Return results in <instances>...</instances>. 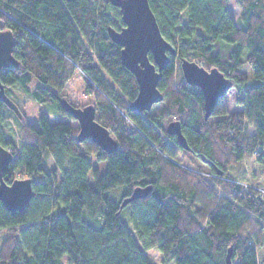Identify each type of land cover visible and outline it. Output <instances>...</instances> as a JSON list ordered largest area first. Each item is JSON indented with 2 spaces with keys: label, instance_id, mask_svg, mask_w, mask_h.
<instances>
[{
  "label": "trees",
  "instance_id": "trees-1",
  "mask_svg": "<svg viewBox=\"0 0 264 264\" xmlns=\"http://www.w3.org/2000/svg\"><path fill=\"white\" fill-rule=\"evenodd\" d=\"M230 1L149 0L177 53L159 81L163 105L153 116L129 108L138 83L109 37L110 27L125 26L109 0H0V31L15 34L19 63L1 73L6 91L17 87L41 105L55 104L57 117L74 119L60 100L80 108L74 85L83 79L97 121L119 145L108 154L91 140L78 142L79 128L68 122L42 113L32 124L0 101V145L14 155L3 179L11 184L18 170L35 191L23 212L0 203V232L9 233L0 241V264H155L151 249L162 264H226L230 247L232 264H257L264 185L253 178L245 188L244 181L248 160L264 172V0H239L237 20ZM183 59L221 71L242 109L231 111L222 97L206 120L202 91L184 79ZM9 117L20 124V144L9 135ZM172 120L212 177L178 164L184 150L165 132ZM148 185V197L121 209L136 187Z\"/></svg>",
  "mask_w": 264,
  "mask_h": 264
},
{
  "label": "water",
  "instance_id": "water-1",
  "mask_svg": "<svg viewBox=\"0 0 264 264\" xmlns=\"http://www.w3.org/2000/svg\"><path fill=\"white\" fill-rule=\"evenodd\" d=\"M109 2L121 10L125 25L120 31L110 27L109 37L121 47V63L135 76L138 83V94L129 108L137 113L150 112L154 105L163 102L164 97L158 89V84L164 70L171 62V57H176V49L162 35L149 0H109ZM15 45L16 36L12 30L0 31V101L22 119L23 115L19 107L7 96L5 86L1 82L3 70L19 65L13 55ZM150 55L153 61L150 60ZM180 68L186 82L201 89L205 119H209L218 100L226 97L233 87V82L217 68L207 70L195 61L183 59ZM60 104L79 123L78 142L91 140L108 154L118 151V142L109 130L97 121L94 105L74 108L62 99ZM165 132L169 136H176L179 145L185 151L193 153L183 134L180 121H169L165 126ZM201 160L208 162L204 156H201ZM13 161V153L0 145V203L15 214L26 210L35 191L31 178L16 179L11 184L4 181V174L8 172ZM152 189V185L136 187L131 196L123 200L121 209L135 200L148 197ZM225 262L232 264V247L227 251Z\"/></svg>",
  "mask_w": 264,
  "mask_h": 264
},
{
  "label": "rangeland",
  "instance_id": "rangeland-1",
  "mask_svg": "<svg viewBox=\"0 0 264 264\" xmlns=\"http://www.w3.org/2000/svg\"><path fill=\"white\" fill-rule=\"evenodd\" d=\"M238 1L239 0H231L230 1V7H229L230 12H231V16L235 20H237L239 17V10H238V4H237ZM246 71L247 72L249 71L250 73L252 72L250 69H246ZM74 91L78 94L79 102H80L79 103L80 108H83L87 105H93L95 103V101H96L95 96L86 94V82L83 79L79 80L74 85ZM6 94L19 105L21 113L23 115H25V119L32 124H38L39 123V116L42 113H44L48 117L50 122H56V121L68 122L71 126H73L75 128H79V123L77 120L71 119L69 116H59L58 115V117H57L54 113L55 109H56L55 104H53V105H41L36 100H34L31 97V95L23 93L17 87L10 88L8 91H6ZM243 95H244V93H242L241 96H243ZM226 98H227V101L229 103V107H230L231 111H238V110L242 109V107H240L236 104V100L238 98V91L236 88L232 87L229 90L228 94L226 95ZM162 105H163L162 102L157 104V105H154L152 110L148 113H151L153 116H155L161 110ZM123 115H124L125 121H126L125 124L130 129V127H132V125L134 126V124L127 118V116L124 113H123ZM167 123H166V125H167ZM7 125L9 128L8 132H9L10 137L12 139H14L17 143L20 144L21 140H22L21 136H20V124H18V122L16 121V119L14 117H11V118L9 117V118H7ZM252 133L253 132L251 129V134ZM80 148H81V150L84 149L83 146H81ZM184 151L183 152L180 151V153L178 154V160H179L178 164H180V166L185 167V168H189L190 170H192L194 172H199L202 175H205L207 177H212L209 174L208 169L206 168V165L203 162H201L191 152L185 153L187 151H185V152ZM245 163L247 164L250 176H249V178H247L244 181V184L245 183L246 184L251 183L253 178H255L261 184L264 185V172H262V169L254 163L253 159L248 160ZM99 166L101 169V173L102 174L105 173L106 169H107V164L105 162H102V163H99ZM54 169H55V167L51 161L48 165V170L53 171ZM15 174L17 176V179H20L22 176V174H20V172L18 170L15 171ZM60 179H61V175L59 173H57L56 180L60 181ZM250 179H252V180H250ZM8 236H9V233H5L4 231L3 232L1 231L0 232L1 243ZM262 240H263L262 245L259 246V248L257 249V253H258V256L260 258H264V234H263ZM147 254L153 263L162 264L163 256L157 249H151L150 251H148Z\"/></svg>",
  "mask_w": 264,
  "mask_h": 264
},
{
  "label": "built area",
  "instance_id": "built-area-1",
  "mask_svg": "<svg viewBox=\"0 0 264 264\" xmlns=\"http://www.w3.org/2000/svg\"><path fill=\"white\" fill-rule=\"evenodd\" d=\"M244 187L245 188H249L250 187V185L249 184H244ZM261 195L262 196H264V190L263 189H261ZM257 264H264V258H261V259H259L258 261H257Z\"/></svg>",
  "mask_w": 264,
  "mask_h": 264
},
{
  "label": "flooded vegetation",
  "instance_id": "flooded-vegetation-1",
  "mask_svg": "<svg viewBox=\"0 0 264 264\" xmlns=\"http://www.w3.org/2000/svg\"><path fill=\"white\" fill-rule=\"evenodd\" d=\"M6 90V89H5ZM9 97V96H8ZM20 109V108H19ZM21 111V110H20ZM23 115V114H22ZM11 152H12V149H10V148H8ZM193 155H194V153H192ZM196 155V154H195ZM196 156H198V155H196ZM206 164V163H205ZM24 179H26V178H24Z\"/></svg>",
  "mask_w": 264,
  "mask_h": 264
},
{
  "label": "bare ground",
  "instance_id": "bare-ground-1",
  "mask_svg": "<svg viewBox=\"0 0 264 264\" xmlns=\"http://www.w3.org/2000/svg\"><path fill=\"white\" fill-rule=\"evenodd\" d=\"M261 259V258H260Z\"/></svg>",
  "mask_w": 264,
  "mask_h": 264
}]
</instances>
